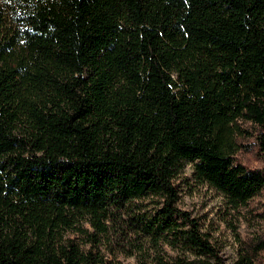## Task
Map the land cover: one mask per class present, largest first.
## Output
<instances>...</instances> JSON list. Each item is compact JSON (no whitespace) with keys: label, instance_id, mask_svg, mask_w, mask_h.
<instances>
[{"label":"trees","instance_id":"obj_1","mask_svg":"<svg viewBox=\"0 0 264 264\" xmlns=\"http://www.w3.org/2000/svg\"><path fill=\"white\" fill-rule=\"evenodd\" d=\"M253 136L264 155V0H0V264H121L118 228L177 252L140 264H258L264 231L227 263L175 186L192 163L248 205Z\"/></svg>","mask_w":264,"mask_h":264},{"label":"rangeland","instance_id":"obj_2","mask_svg":"<svg viewBox=\"0 0 264 264\" xmlns=\"http://www.w3.org/2000/svg\"><path fill=\"white\" fill-rule=\"evenodd\" d=\"M256 136L247 141V148L238 157L248 166L264 168V155L258 152ZM179 192L178 207L197 219L203 232L208 233L211 242L219 248L227 263L233 262L239 249L257 234L264 231L263 203L264 193L255 197L248 205L232 209L224 197L209 185L200 182L194 174V165L188 163L183 172L175 179ZM156 204L147 205L150 214ZM129 225H126V229ZM123 230L112 229L110 235L103 239L101 249L106 255L121 264H140L149 255L166 250L168 255L176 256L168 244L159 241L156 246L151 235L143 232L122 234ZM190 253V252H188ZM264 264V252L258 259Z\"/></svg>","mask_w":264,"mask_h":264}]
</instances>
